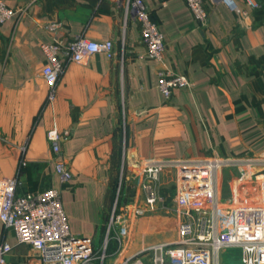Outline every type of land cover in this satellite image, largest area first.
Returning a JSON list of instances; mask_svg holds the SVG:
<instances>
[{
    "label": "crops",
    "instance_id": "1",
    "mask_svg": "<svg viewBox=\"0 0 264 264\" xmlns=\"http://www.w3.org/2000/svg\"><path fill=\"white\" fill-rule=\"evenodd\" d=\"M3 1L16 14L0 24V178L19 176V193L58 188L73 235L97 246L125 158L129 177L142 182L150 159L264 156V0L256 8L234 0L245 14L204 0L205 22L185 0H143L164 36V64L149 57L126 0ZM53 23L56 32L47 29ZM79 36L111 41L116 55L67 62L52 101L42 46ZM163 69L187 76L191 86L167 99L158 88ZM52 127L71 132L61 146L72 173L65 184L47 140ZM173 180L175 170L162 172L163 187ZM146 195L140 188L136 203L145 204ZM162 208L132 218L125 255L176 236ZM4 241L12 246L4 264H42L0 220Z\"/></svg>",
    "mask_w": 264,
    "mask_h": 264
},
{
    "label": "built area",
    "instance_id": "2",
    "mask_svg": "<svg viewBox=\"0 0 264 264\" xmlns=\"http://www.w3.org/2000/svg\"><path fill=\"white\" fill-rule=\"evenodd\" d=\"M221 1L232 11L246 13L239 10L234 0ZM245 1L251 8L258 7L256 0ZM185 2L198 20L206 21L204 0ZM126 9L134 12L140 24L141 39L149 57L164 64V36L144 1L126 0ZM15 14V9L0 0V24ZM58 27L59 24L53 23L47 29L56 32ZM42 49L46 57L42 76L52 101L67 62H81L95 54L110 59L116 55L111 41H90L80 36L68 43L55 40L44 44ZM190 86V80L183 74L168 69L160 72L158 88L167 99L175 89ZM70 137L69 130L57 127L47 132L51 150L58 156L55 171L62 184L72 180V173L61 157L62 143ZM168 169L176 172L175 202L181 220L176 236L134 254L125 255L129 229L121 215L113 213L102 248L98 249L92 238L72 234L58 188L19 193L22 185L19 176L0 178V220L14 231L19 243L39 252L42 264H225L222 254L230 250L240 252L241 264H264V156L147 160L143 168L147 195L144 206L134 211L135 218L157 209L160 196L156 182ZM224 170L234 171L237 174L234 180L238 182L227 199H223L220 191ZM246 193L251 196L245 197ZM110 241L117 246L112 253L107 251ZM11 250L9 242H0V264L6 262Z\"/></svg>",
    "mask_w": 264,
    "mask_h": 264
},
{
    "label": "rangeland",
    "instance_id": "3",
    "mask_svg": "<svg viewBox=\"0 0 264 264\" xmlns=\"http://www.w3.org/2000/svg\"><path fill=\"white\" fill-rule=\"evenodd\" d=\"M126 158L125 161L121 163L119 166L117 172H116V178L114 180V185L110 189V206L108 207L107 214L104 216L102 228L99 231L98 235L95 236V240L97 243V248H102V245L104 243L105 236L107 234V228L108 224L110 222L111 217L113 216H122V220H125L126 226L129 229V236L127 238V247L130 244L129 238L131 240L133 236V221L132 218L133 213L136 209H140L144 206V203L137 204L136 203V192L141 188L143 191H145L144 185L146 183V177L144 178V181L138 182V180L132 178V176L127 174L125 166H126ZM123 164V165H122ZM123 166V167H122ZM122 167V168H121ZM171 171V169H168ZM161 177V175H160ZM237 177V174L234 171L231 170H224L222 172V175L220 177V191L223 199H227L231 196L233 192L234 185L236 184L235 178ZM175 179V176H174ZM173 184L166 185L168 187H163L162 182L160 180L156 182V189L157 193L160 197H164L165 201L163 203H158V207L164 209V212L167 213L168 216L174 218V228L175 233L178 226V207L175 202L176 198V185ZM174 185V186H173ZM246 196H251V194L246 193L244 194ZM252 195H254L252 193ZM115 209V212H114ZM118 228H116L117 230ZM113 232V231H112ZM114 233V232H113ZM111 234V237L114 236V234ZM176 235V234H175ZM174 235V236H175ZM175 238V237H174ZM172 238V239H174ZM171 239V240H172ZM161 242V241H159ZM155 243V242H154ZM153 244V243H151ZM101 250V249H100ZM240 252L237 250H230L226 254H222V261L225 264H241L240 260ZM113 260H110L112 262Z\"/></svg>",
    "mask_w": 264,
    "mask_h": 264
},
{
    "label": "trees",
    "instance_id": "4",
    "mask_svg": "<svg viewBox=\"0 0 264 264\" xmlns=\"http://www.w3.org/2000/svg\"><path fill=\"white\" fill-rule=\"evenodd\" d=\"M116 242L115 241H110L109 246H108V253H112L116 250Z\"/></svg>",
    "mask_w": 264,
    "mask_h": 264
}]
</instances>
